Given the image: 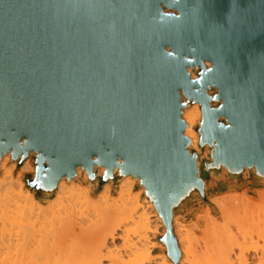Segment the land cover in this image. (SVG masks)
<instances>
[{
	"label": "water",
	"instance_id": "water-1",
	"mask_svg": "<svg viewBox=\"0 0 264 264\" xmlns=\"http://www.w3.org/2000/svg\"><path fill=\"white\" fill-rule=\"evenodd\" d=\"M31 152L42 196L79 166L138 178L177 263L173 219L214 176L264 182V0H0V161Z\"/></svg>",
	"mask_w": 264,
	"mask_h": 264
},
{
	"label": "bare ground",
	"instance_id": "bare-ground-1",
	"mask_svg": "<svg viewBox=\"0 0 264 264\" xmlns=\"http://www.w3.org/2000/svg\"><path fill=\"white\" fill-rule=\"evenodd\" d=\"M188 70L196 78L195 69ZM182 116L185 133L198 149L195 126L202 118L200 104L186 106ZM33 155L23 162L17 177L22 180V213L0 214V264H264V203L255 205L249 197L225 193L212 198L220 218L208 207L190 226L175 217L172 228L181 254L176 263L160 241L167 226L155 206L140 200V190L134 189L136 177L121 180L116 194L110 182L94 195L98 182L85 183L89 175L79 166L76 177H63L55 197L44 204L23 179L25 173L35 172ZM11 160L8 153L0 161V172L10 178L0 183L1 211L14 206L13 190L6 188L15 183L17 161ZM105 170L99 167L98 174ZM159 247L164 253H154Z\"/></svg>",
	"mask_w": 264,
	"mask_h": 264
},
{
	"label": "rangeland",
	"instance_id": "rangeland-1",
	"mask_svg": "<svg viewBox=\"0 0 264 264\" xmlns=\"http://www.w3.org/2000/svg\"><path fill=\"white\" fill-rule=\"evenodd\" d=\"M201 120H202V118H201ZM201 120H200V122H201ZM198 124L195 126V131L198 134V141H199V133L196 130V127L198 126ZM197 146H198V143H197ZM196 150H199V147ZM33 160H34V157L32 156V161ZM10 163H12V160H11ZM21 165L18 162L16 163V167L14 169V178L12 179L13 181H15V183L12 184V185L11 184H7L6 185L7 189L13 190V194H14L13 203H14V206L11 208L12 209L11 211H1L0 210V214H21L22 213L23 202H22V200H20L21 194H22V192H21L22 185H21L20 182H22V180H18V178H17L20 175L19 171L21 169ZM29 174L33 175L34 173L28 172V173H25L24 175L23 174L22 175H23V179H24V182L26 184V187L31 189L27 185V183L25 181V177L27 175H29ZM214 175L215 174L212 173V176H214ZM127 176H129V175H127ZM127 176H125L124 178H126ZM124 178H122L121 180H123ZM9 179H5V175H3L0 172V183L5 184V183L10 181ZM136 179H138V178H136ZM215 179L216 178L214 176L213 181H210L208 183L207 198L206 199H197V200L193 201L192 203H190L186 208H184L182 211H180L178 213V215L176 216V219H177V221L179 223H182V224L188 225V226H190L191 224H194L195 221H196L198 213L201 212L202 210L206 209V207L210 208V211L216 217L220 218V214H219L216 206L213 204L212 198L214 196H221L222 194H225V193H229V194H233V195L234 194L244 195L246 197H249V198L253 199L256 202L255 205H260V204L263 205V203H264V199H263L264 195L260 196V193L262 191H264V182L255 181L252 178V175L250 174V172L247 171L243 175V177L241 179H239V180H233V181L227 180L226 182H216ZM80 180H82V178ZM121 180L118 183H120ZM84 182L85 183H90L89 178H87L86 181H84ZM139 182H140L139 179H138V181L135 182V188L134 189H135V191L140 190V193H141L140 194V200L142 202H144V201L148 202L149 205L155 206L152 201L147 200V199L144 198L143 193H144L145 188H144V186H141ZM118 183H115V184L112 183L111 184L112 193L113 194H116ZM106 184H108V183H106ZM100 188L101 187L99 186L98 183L96 185H93L94 195H96L98 193L97 191H99ZM32 191L34 192L36 198L38 200H40L42 203H44V204H47L48 203L47 201H49V200H51V199H53L55 197V194L52 195V196H42V195L37 194L36 191H34V190H32ZM244 192H245V194H244ZM255 214H258V213H255ZM190 222H191V224H190ZM155 240L158 243H160L159 238H156ZM160 244L162 245V243H160ZM163 250H162V248L159 247V248H157L154 251V253L162 254L165 251V250L164 251Z\"/></svg>",
	"mask_w": 264,
	"mask_h": 264
},
{
	"label": "built area",
	"instance_id": "built-area-1",
	"mask_svg": "<svg viewBox=\"0 0 264 264\" xmlns=\"http://www.w3.org/2000/svg\"><path fill=\"white\" fill-rule=\"evenodd\" d=\"M195 72H196V70H195Z\"/></svg>",
	"mask_w": 264,
	"mask_h": 264
}]
</instances>
